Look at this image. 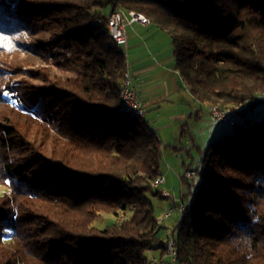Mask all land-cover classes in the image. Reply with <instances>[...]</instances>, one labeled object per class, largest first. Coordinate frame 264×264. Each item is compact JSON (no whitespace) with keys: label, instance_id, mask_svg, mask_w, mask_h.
Returning a JSON list of instances; mask_svg holds the SVG:
<instances>
[{"label":"trees","instance_id":"16d2710c","mask_svg":"<svg viewBox=\"0 0 264 264\" xmlns=\"http://www.w3.org/2000/svg\"><path fill=\"white\" fill-rule=\"evenodd\" d=\"M117 8L168 35L196 102L239 115L191 147L195 169L183 163L177 263L264 264V114L247 113L264 102V0H0V264H150L154 251L170 264L148 199L170 198L153 186L162 143L120 111L127 62L108 29ZM62 49L79 75L53 73Z\"/></svg>","mask_w":264,"mask_h":264},{"label":"crops","instance_id":"0c3cea01","mask_svg":"<svg viewBox=\"0 0 264 264\" xmlns=\"http://www.w3.org/2000/svg\"><path fill=\"white\" fill-rule=\"evenodd\" d=\"M125 30L127 46L124 51L127 68L145 109L144 120L161 140L163 155L164 145L172 148V152H178L179 149L171 147L173 144L169 141L173 136L186 139L185 145L192 143L193 147L187 122L201 119L203 112L202 109L192 112L193 108L200 104L194 100L175 70L168 35L152 23L147 26L133 23L127 25ZM174 104L177 105L176 108ZM206 115L208 116L207 112ZM166 136L168 138H165ZM187 156H190L189 152ZM183 169L185 171V168ZM164 184L166 185L165 181L161 185Z\"/></svg>","mask_w":264,"mask_h":264},{"label":"rangeland","instance_id":"374dc122","mask_svg":"<svg viewBox=\"0 0 264 264\" xmlns=\"http://www.w3.org/2000/svg\"><path fill=\"white\" fill-rule=\"evenodd\" d=\"M75 60V56L72 55L71 52H69L66 49H62L58 51V54L52 57L50 59V66L53 70V73L57 76H75L79 75L81 73V70L76 67L73 63ZM32 67L36 68L39 66V64L31 65ZM28 66H26L27 68ZM25 68V74L20 76H15L11 78V84L20 81L21 79H27V73ZM36 84L39 87H42L41 84ZM185 91V90H183ZM170 107V105H169ZM174 107L176 108L177 105L174 104ZM205 108V109H204ZM260 113L259 116L264 114V102L260 105ZM197 109H202V118L199 120H189L187 122L188 125V132L191 135L192 142L194 145H199L200 148L203 150L204 147L210 143L216 141L221 134H223L225 131H231V126L227 124H213L209 121L208 116L206 115V112L208 114L207 105H204V107H200V105H196L192 112H195ZM162 114V113H161ZM161 116V115H160ZM162 117V116H161ZM165 138H168L166 136ZM169 140V139H168ZM186 139H181L179 137H171L170 138V144H173L171 147L178 148V152L174 153L172 152V148H170L167 145L165 146V152L162 156V160L160 163V170L162 175L165 177V183L166 185H160L159 189L163 191L166 190V192L169 193L170 198L164 199L159 198L157 196H151L148 195V199L153 205L155 215L157 217V220L160 221V228L158 230V236L161 240L166 241V238L168 235L172 232V226L173 224H176V213L172 209V213L169 218L163 219L164 214H166L171 209V204L174 200L179 199V196L181 194V183H180V174H183L184 167L183 163L187 165L191 164V169H195L197 166L199 160H200V153L197 150L191 149L192 143L190 145H185ZM187 152L190 153V156H187ZM53 191L58 190V186L56 184H53L49 187ZM165 188V190H164ZM106 220V223L111 222L110 217H105V219H101L99 222V225H104ZM159 252H149L147 253V258L149 260H155L156 262H160L161 260L157 258Z\"/></svg>","mask_w":264,"mask_h":264},{"label":"built area","instance_id":"2783aa9c","mask_svg":"<svg viewBox=\"0 0 264 264\" xmlns=\"http://www.w3.org/2000/svg\"><path fill=\"white\" fill-rule=\"evenodd\" d=\"M133 23H140L141 25L144 26L148 25L145 24L144 21L140 19V17H135L130 12L129 14H122V10L120 8H117L109 16L108 26L110 27V30L114 34L115 42H121L123 48H126L127 46V34L125 28L127 25H132ZM122 82H125L127 84V91H122L123 109L125 111H139L141 112V115H145V109L140 101V98L133 84L132 77L129 73L128 68L124 76V80ZM247 113L248 115H252L254 117L259 115V111L257 107L253 109L249 108V110H247ZM208 118L209 121L213 124H227L229 126H233L238 122V119L234 117V115L230 113H223L221 111L208 113ZM184 177L187 179H192L194 177V172L191 170L186 171L184 173ZM164 181L165 180L163 177L160 184H153V186L158 187L161 184H163ZM162 194L164 196H169V193L166 191H162ZM182 210L183 207L181 208L180 213L182 212ZM171 213H172V209H170L166 214H164L165 219L169 218ZM165 249H166V256L170 264H177L174 261L172 232L166 238ZM154 264H161V261L158 263L154 260Z\"/></svg>","mask_w":264,"mask_h":264},{"label":"bare ground","instance_id":"6f19581e","mask_svg":"<svg viewBox=\"0 0 264 264\" xmlns=\"http://www.w3.org/2000/svg\"><path fill=\"white\" fill-rule=\"evenodd\" d=\"M122 10V9H121ZM129 12L131 14H133L135 17H140L141 20L144 21L145 24H150V20L148 17H146L145 15L141 14V13H137L135 11H124L122 10V14H129ZM108 29H109V34H110V37L111 39L113 40V42L122 48V50L124 51V48L122 47V44L121 42H115V38H114V34L112 33V31L110 30V27L108 26ZM125 52V51H124ZM126 71H127V68H126ZM126 71L124 72V76L126 74ZM123 80H124V77H123ZM122 80V81H123ZM122 91H127V84L125 82H122L121 83V88H120V111L123 112V113H126V114H130V115H133L135 117H138V118H144L145 115H141V112L139 111H125L123 109V94H122ZM207 109H208V113H213V112H216V111H221L223 113H230L232 115H234V117H236L237 119H239V116L238 114L235 112V111H232L231 109H229L228 107L224 106V105H217V104H212V105H207ZM249 110V108H248ZM257 117V116H255ZM162 177H159L157 178L153 184H160L161 181H162ZM179 218H180V215H179ZM163 219H165V216L163 217ZM159 223L160 221L157 220ZM177 224V223H176ZM175 224V225H176ZM172 238H173V252H174V261L177 263V259H176V247H175V242H174V233L172 231ZM150 264H154V260H150ZM178 264V263H177Z\"/></svg>","mask_w":264,"mask_h":264},{"label":"snow or ice","instance_id":"6c2138e0","mask_svg":"<svg viewBox=\"0 0 264 264\" xmlns=\"http://www.w3.org/2000/svg\"><path fill=\"white\" fill-rule=\"evenodd\" d=\"M3 95H4V96H7V95H8V93H7V92H5V93H3Z\"/></svg>","mask_w":264,"mask_h":264},{"label":"water","instance_id":"95a60500","mask_svg":"<svg viewBox=\"0 0 264 264\" xmlns=\"http://www.w3.org/2000/svg\"><path fill=\"white\" fill-rule=\"evenodd\" d=\"M238 114V113H237ZM239 116V115H238Z\"/></svg>","mask_w":264,"mask_h":264}]
</instances>
